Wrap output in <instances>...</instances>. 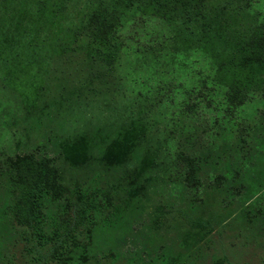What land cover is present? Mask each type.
I'll list each match as a JSON object with an SVG mask.
<instances>
[{"label":"rangeland","instance_id":"1","mask_svg":"<svg viewBox=\"0 0 264 264\" xmlns=\"http://www.w3.org/2000/svg\"><path fill=\"white\" fill-rule=\"evenodd\" d=\"M0 264H264V0H0Z\"/></svg>","mask_w":264,"mask_h":264}]
</instances>
